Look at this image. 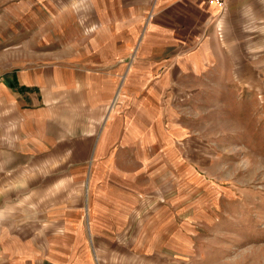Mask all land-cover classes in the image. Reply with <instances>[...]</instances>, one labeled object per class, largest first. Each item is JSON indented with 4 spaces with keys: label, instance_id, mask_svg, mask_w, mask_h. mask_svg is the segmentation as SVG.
I'll return each instance as SVG.
<instances>
[{
    "label": "crops",
    "instance_id": "1",
    "mask_svg": "<svg viewBox=\"0 0 264 264\" xmlns=\"http://www.w3.org/2000/svg\"><path fill=\"white\" fill-rule=\"evenodd\" d=\"M98 2L87 53L0 78V264H98V247L103 264H175L163 227L179 226L176 208L152 193L184 176L181 104L210 80L259 90L264 0Z\"/></svg>",
    "mask_w": 264,
    "mask_h": 264
},
{
    "label": "rangeland",
    "instance_id": "2",
    "mask_svg": "<svg viewBox=\"0 0 264 264\" xmlns=\"http://www.w3.org/2000/svg\"><path fill=\"white\" fill-rule=\"evenodd\" d=\"M99 7L98 0H0V78L11 68L54 62L57 51L87 53ZM258 51L253 63L259 90L248 91L239 79L223 85L210 80L181 104L180 120L187 125L175 149L188 161L184 176L175 181L169 170L161 191L152 193L176 208L179 226L163 227L165 252L179 253L171 258L175 264H264V52ZM166 152L149 147L146 155ZM123 249L134 253L132 246ZM93 255L103 264L99 247Z\"/></svg>",
    "mask_w": 264,
    "mask_h": 264
},
{
    "label": "built area",
    "instance_id": "3",
    "mask_svg": "<svg viewBox=\"0 0 264 264\" xmlns=\"http://www.w3.org/2000/svg\"><path fill=\"white\" fill-rule=\"evenodd\" d=\"M210 5L224 8L230 0H207Z\"/></svg>",
    "mask_w": 264,
    "mask_h": 264
}]
</instances>
